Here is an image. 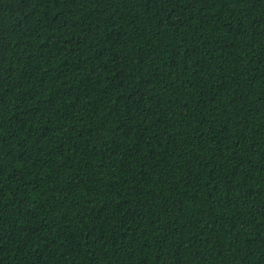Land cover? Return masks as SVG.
<instances>
[{"label": "trees", "instance_id": "trees-1", "mask_svg": "<svg viewBox=\"0 0 264 264\" xmlns=\"http://www.w3.org/2000/svg\"><path fill=\"white\" fill-rule=\"evenodd\" d=\"M0 264H264V0H0Z\"/></svg>", "mask_w": 264, "mask_h": 264}]
</instances>
